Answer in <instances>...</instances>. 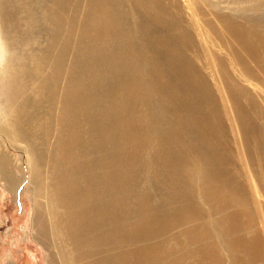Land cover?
<instances>
[{
    "label": "bare ground",
    "instance_id": "obj_1",
    "mask_svg": "<svg viewBox=\"0 0 264 264\" xmlns=\"http://www.w3.org/2000/svg\"><path fill=\"white\" fill-rule=\"evenodd\" d=\"M77 9L0 0V133L47 264H264V0Z\"/></svg>",
    "mask_w": 264,
    "mask_h": 264
},
{
    "label": "rangeland",
    "instance_id": "obj_2",
    "mask_svg": "<svg viewBox=\"0 0 264 264\" xmlns=\"http://www.w3.org/2000/svg\"><path fill=\"white\" fill-rule=\"evenodd\" d=\"M73 2H78L77 20L79 21L87 0H73ZM42 44L43 42L40 45L42 46ZM27 50L29 51V48ZM9 52L11 51L5 39L0 35V125L8 129L10 126L6 114L5 70ZM72 52L73 48L70 50V56ZM29 60L31 61V58ZM27 92L35 96L33 90L29 89ZM55 110L57 111V108ZM0 146L7 150L8 157H10L12 175L21 179L20 167H23L25 171V178L20 180L21 182L16 189H12L13 187L6 189L5 181L3 178L0 179V264H47L45 260L46 249L34 240L32 234L31 213L34 194L33 185L28 181L27 154L24 145L18 140H7L6 136L0 133ZM42 200L44 201V198ZM262 206L264 207V202H262Z\"/></svg>",
    "mask_w": 264,
    "mask_h": 264
}]
</instances>
